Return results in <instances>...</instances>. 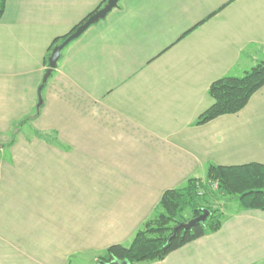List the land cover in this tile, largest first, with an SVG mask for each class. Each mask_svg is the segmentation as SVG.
Returning <instances> with one entry per match:
<instances>
[{
    "label": "crops",
    "instance_id": "crops-1",
    "mask_svg": "<svg viewBox=\"0 0 264 264\" xmlns=\"http://www.w3.org/2000/svg\"><path fill=\"white\" fill-rule=\"evenodd\" d=\"M6 0L0 19V264H98L209 165L264 164V86L206 124L209 88L264 62V0ZM40 98L42 106L35 115ZM12 138L14 141L11 142ZM143 264H264V211Z\"/></svg>",
    "mask_w": 264,
    "mask_h": 264
},
{
    "label": "trees",
    "instance_id": "trees-1",
    "mask_svg": "<svg viewBox=\"0 0 264 264\" xmlns=\"http://www.w3.org/2000/svg\"><path fill=\"white\" fill-rule=\"evenodd\" d=\"M106 2L107 0H104L70 33L56 38L50 47L48 57L56 45L75 32ZM5 5L6 0H0V19ZM263 86L264 62L242 76H227L215 81L209 88L213 104L200 115L196 124L203 125L220 116L240 112ZM42 103L39 100L33 118L39 115ZM13 141L14 138L11 142ZM217 197L235 201L239 211H264V164L209 165L204 179L191 178L183 186L165 191L153 214L136 231L131 243L128 246L121 244L110 246L100 255L98 264H143L161 261L183 246L218 232L222 228L226 212L225 208L211 203ZM203 209L209 211L205 223H199L191 230L181 228L172 237L173 230L178 224L188 222V219L185 220L187 212L194 218L201 215Z\"/></svg>",
    "mask_w": 264,
    "mask_h": 264
},
{
    "label": "water",
    "instance_id": "water-1",
    "mask_svg": "<svg viewBox=\"0 0 264 264\" xmlns=\"http://www.w3.org/2000/svg\"><path fill=\"white\" fill-rule=\"evenodd\" d=\"M120 0H107L106 4L99 9L94 15L89 17L82 25H80L75 32H73L71 35H69L62 43L56 45L50 56L48 57V68L43 76L42 85L39 88V91L41 92L42 88L46 84L47 80L51 77L52 72L57 68L58 62L61 59L62 51L73 41L78 39L87 29H89L92 25L97 24L101 20L105 19L107 15L115 8L118 7ZM42 102V99L40 98V103ZM209 215V211L207 209H203L201 215L192 218L186 223H180L178 224L174 230H173V236L174 237L177 233V231L181 228L185 230H191L195 225L199 223H205L207 220V217ZM123 264V263H120Z\"/></svg>",
    "mask_w": 264,
    "mask_h": 264
},
{
    "label": "rangeland",
    "instance_id": "rangeland-1",
    "mask_svg": "<svg viewBox=\"0 0 264 264\" xmlns=\"http://www.w3.org/2000/svg\"><path fill=\"white\" fill-rule=\"evenodd\" d=\"M211 203L214 204V205H217V206H219L221 208L222 207L225 208V212H227V214H233V213H236L239 210L238 209V204L235 201H232V200L228 201V199H225L224 197H217ZM186 219H188V221L192 219V215H191L190 212H187L185 214V220ZM182 223H185V222H182Z\"/></svg>",
    "mask_w": 264,
    "mask_h": 264
}]
</instances>
